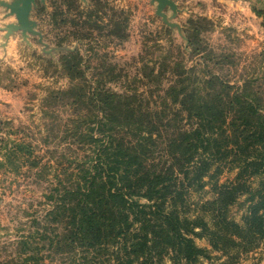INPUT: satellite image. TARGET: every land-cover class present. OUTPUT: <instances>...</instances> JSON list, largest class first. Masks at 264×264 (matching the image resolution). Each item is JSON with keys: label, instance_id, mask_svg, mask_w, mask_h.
<instances>
[{"label": "trees", "instance_id": "obj_1", "mask_svg": "<svg viewBox=\"0 0 264 264\" xmlns=\"http://www.w3.org/2000/svg\"><path fill=\"white\" fill-rule=\"evenodd\" d=\"M197 32L187 34L189 56L201 62L187 66L185 53H169L157 73L139 70L121 90L65 67L81 80L57 93L76 111L65 131L82 152L19 234L20 264L38 261L42 249L86 264H198L208 249L195 237L223 253L264 238V75L234 84L214 74ZM147 78L167 82L154 93ZM224 169L234 176L219 182ZM208 183L212 198L189 202ZM243 192L238 222L229 209Z\"/></svg>", "mask_w": 264, "mask_h": 264}, {"label": "rangeland", "instance_id": "obj_2", "mask_svg": "<svg viewBox=\"0 0 264 264\" xmlns=\"http://www.w3.org/2000/svg\"><path fill=\"white\" fill-rule=\"evenodd\" d=\"M174 1L176 14L168 6L163 12L180 30L162 20L156 1L33 0L29 20L35 32L13 30L8 37L6 26L17 20L0 4V264H20L19 234L28 229L32 216L48 208L51 186L65 179L76 164L73 158L81 155L64 124L76 111L57 93L81 83L67 76L66 66L84 70L92 83L102 81L121 90L120 84L131 83L139 70L157 73L169 53H185L187 66L201 62L200 54L189 56L187 40L198 29L203 56L214 74L234 84L264 75L263 6L238 0ZM147 81L152 91L167 82ZM16 144L20 148L10 150ZM234 172L224 169L219 182L232 179ZM259 179L252 178L253 187ZM210 183L191 193L189 202L212 198ZM247 196L241 193L230 206L229 214L238 222ZM195 242L208 249L198 264H264V238L248 243L246 250L226 253L212 249L206 238L195 237ZM42 252L38 261L27 264H86L79 256ZM163 264H171L168 257Z\"/></svg>", "mask_w": 264, "mask_h": 264}, {"label": "water", "instance_id": "obj_3", "mask_svg": "<svg viewBox=\"0 0 264 264\" xmlns=\"http://www.w3.org/2000/svg\"><path fill=\"white\" fill-rule=\"evenodd\" d=\"M156 1V12L161 15L162 20L170 25V26H176L179 30V25L176 23H171L167 21L166 14L163 12V8L165 6H168L173 13L176 14L178 8L174 0H151ZM33 0H19L12 3L5 2L3 0H0V4L2 6L10 8V11L15 14L16 16V23H10L6 26V34L5 36L8 37L13 30H21L22 33H24L26 30L35 32L31 28L33 25V22L29 20V11L31 8Z\"/></svg>", "mask_w": 264, "mask_h": 264}, {"label": "crops", "instance_id": "obj_4", "mask_svg": "<svg viewBox=\"0 0 264 264\" xmlns=\"http://www.w3.org/2000/svg\"><path fill=\"white\" fill-rule=\"evenodd\" d=\"M224 1H229V0H224ZM231 1H233V0H231ZM238 1H243V2H250L251 4H254V3H256V4H258L260 7H262L263 6V8H264V0H238Z\"/></svg>", "mask_w": 264, "mask_h": 264}]
</instances>
